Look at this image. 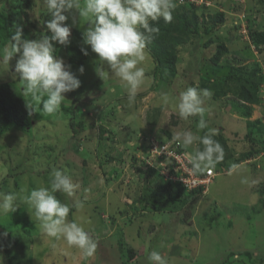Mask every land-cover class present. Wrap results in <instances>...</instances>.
I'll return each mask as SVG.
<instances>
[{"label": "rangeland", "instance_id": "obj_1", "mask_svg": "<svg viewBox=\"0 0 264 264\" xmlns=\"http://www.w3.org/2000/svg\"><path fill=\"white\" fill-rule=\"evenodd\" d=\"M219 2L221 10L210 6L196 11V32L176 48L175 71L160 70L147 47L149 58L143 67L149 79L131 105L118 78L103 81L97 75L99 58L82 39L88 20H79L75 10L64 13L72 26L70 44L54 47L81 86L64 94L56 113L29 115L15 73L19 54L9 67L0 64V84L10 85L27 111L24 121L8 124L0 132V192L17 196L16 211L0 216V233H8L0 239V264H148L152 250L165 255L169 264H264V0ZM220 11L223 23L215 20ZM240 17L248 21L240 23ZM50 19L44 0H0V49L16 25L23 27L22 39L50 36L46 28ZM220 44L228 47V53L214 64ZM81 47L88 50L87 56ZM81 66L83 74L78 71ZM232 67L257 73L259 103L250 106L249 116L235 91L239 81L226 79ZM189 86L211 91L205 98L204 119L209 128L218 130L214 138L225 156L215 165L218 176L206 193L186 192L175 199L177 188L159 190L162 176L140 162L141 148L148 145L143 144L146 138L161 133L205 134L207 129L197 128L198 115L181 119L171 103L161 102L162 93L175 97ZM79 122L84 127L75 136L71 123ZM198 145L197 141L185 149L194 154ZM162 163L167 174L171 161ZM233 163L241 167L230 175ZM53 169L79 185L71 197L55 195L69 204L67 219L83 218L85 230L97 242L91 257L62 239L44 236L23 202L22 196L34 188L50 189ZM245 178L255 183L242 184Z\"/></svg>", "mask_w": 264, "mask_h": 264}, {"label": "clouds", "instance_id": "obj_2", "mask_svg": "<svg viewBox=\"0 0 264 264\" xmlns=\"http://www.w3.org/2000/svg\"><path fill=\"white\" fill-rule=\"evenodd\" d=\"M234 1L241 3L240 0ZM44 3L51 15L46 23L51 35L41 34L36 39H22L23 27L16 25L14 35L8 37V43L0 49V64L8 67L12 57L19 54L15 73L18 74L21 94L27 98L26 108L29 115L36 111H41L42 114L56 113L65 100L64 94L81 86V81L70 70V65H66L63 59L55 55L54 47V43L62 46L70 44L72 26L66 23L69 17L64 13L72 10L78 13L79 20H88L82 39L83 44L90 46L91 52L99 58V64L95 68L97 75L103 81L107 78H118L127 91L129 104L134 103L138 89L149 79L143 67L149 58L146 49L159 33V28L152 26L150 21L162 18L164 22L170 23L177 6L176 0H44ZM215 8L221 10L219 5ZM243 19L240 17V23H243ZM244 20L247 22L246 18ZM75 23L76 18L73 17V25ZM81 52L85 56L89 54L84 47H81ZM78 71L83 74L84 67L81 66ZM211 95L208 88L198 89L192 86L186 87L175 97H170L167 93L160 95L161 102L164 105L171 103L181 119L198 115L200 119L197 128L207 129L203 136L183 131L173 137L185 148L197 141L203 146L197 147L190 156V171L193 174L210 171L225 156L223 146L214 139L218 130L209 128L204 119L205 98H210ZM240 167L239 164H231L229 174ZM241 183L254 184L255 181L250 182L245 178ZM50 184V189L34 188L22 196L30 215L35 217L44 236L62 239L68 247H75L85 257L93 256L97 242L85 230L81 222L83 218L69 221V204L61 203L55 195L56 192H61L71 197L79 185L58 169H53L50 173ZM16 199L15 193L0 192V216L16 211ZM75 206L80 208L83 205ZM7 236V232L0 233V239ZM53 247L56 245L53 244ZM147 260L148 264H169L168 258L157 250H152Z\"/></svg>", "mask_w": 264, "mask_h": 264}, {"label": "trees", "instance_id": "obj_3", "mask_svg": "<svg viewBox=\"0 0 264 264\" xmlns=\"http://www.w3.org/2000/svg\"><path fill=\"white\" fill-rule=\"evenodd\" d=\"M216 3L217 5H220L219 0H217ZM176 5L177 6L173 12V19L170 23L164 22L162 18H160L158 21H150V24L152 26L159 28V33L155 35L154 39L152 40L151 44L148 45V47L151 51L152 57L157 61L159 68L162 71L166 69L175 71L177 59L176 48L184 42L185 38L189 34L196 32V28L199 22V15L196 11L199 8H202L203 10H209L205 6H196L195 4L189 2L180 3V0H176ZM215 20L223 23L225 20L224 13H217L215 16ZM253 37L254 36H252V38ZM76 51V49H73V54H75ZM227 53L228 47L225 44H220L218 46L217 53L212 58V62L214 64H219ZM243 70H245L244 73H242ZM238 71H242L239 76ZM256 74L257 73L255 70L250 71L249 69L245 68L232 67L226 78L228 81L234 79L239 81V87L236 88L235 91L238 95L239 104L244 108V110L246 111V115L248 116L251 113L250 106L259 103V84L257 82L258 79L256 78ZM74 113L75 111L73 110V115ZM26 117L27 111L22 99L15 95L10 85H8L7 83L0 84V132L4 131L5 127L8 124L20 123L24 121ZM71 127L74 130V135L77 136L83 130L84 123L79 122L76 125H74V123H71ZM161 134L163 136H167L168 138L173 137L171 133H167V135L163 133ZM158 136L161 135L159 134ZM145 141L143 142V144H146ZM198 147L202 148L203 146L199 144ZM143 149H145V145L143 146ZM183 149H185V147H183ZM185 150L188 151L187 149ZM150 170L153 173L155 172L152 168H150ZM160 179L163 181V185L158 187L159 190L165 191L167 186L171 185L177 188V194L174 196L175 199H179L180 195L186 192H198H188L184 185L180 182H172L170 180L165 181L162 177H160ZM153 204L158 205V203H156L155 201H153ZM129 252L130 258L134 259V251L130 249Z\"/></svg>", "mask_w": 264, "mask_h": 264}, {"label": "built area", "instance_id": "obj_4", "mask_svg": "<svg viewBox=\"0 0 264 264\" xmlns=\"http://www.w3.org/2000/svg\"><path fill=\"white\" fill-rule=\"evenodd\" d=\"M185 2L195 4L196 6H205L207 9L210 6H214L213 8H215L217 5V0H180V3ZM146 143L148 145L145 146V149L143 147L141 148L144 155L140 162L145 166L155 168L165 181L170 180L172 182L182 183L188 192L202 191V193H206L211 182L218 176L214 168L204 173L193 174L190 171L191 153L183 149L181 143L174 140L173 137L168 138L163 135L150 136L146 138ZM160 149H163V151ZM165 160L171 161L169 164L170 172L167 174L162 171L164 168L162 162ZM151 162L152 165H149ZM154 162L159 164L153 165Z\"/></svg>", "mask_w": 264, "mask_h": 264}]
</instances>
